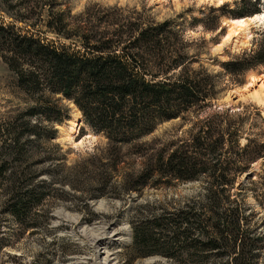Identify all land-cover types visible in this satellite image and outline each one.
Here are the masks:
<instances>
[{
	"label": "trees",
	"instance_id": "trees-1",
	"mask_svg": "<svg viewBox=\"0 0 264 264\" xmlns=\"http://www.w3.org/2000/svg\"><path fill=\"white\" fill-rule=\"evenodd\" d=\"M239 1L235 9L224 6L222 15L208 17L211 25L204 23V29H219L223 15L245 19L261 14L264 0ZM17 7L21 15L14 23L0 20V57L32 103L14 117L18 124L6 129L10 141L3 142L0 153L3 213L22 229L36 225L32 222L49 186L32 171L30 160L37 140L52 141L56 135L42 123L62 120L63 110L49 99L62 95L93 131L108 139L109 173L103 190L123 163L120 152L125 145H133L131 154L143 162L139 172L124 180L128 191L174 181L206 184L199 208L189 205L134 224L132 250L137 257L162 255L185 264H264L258 214L241 192H234L238 178L264 160V141L249 135L243 145L246 118L229 110L195 122L189 119L218 100L220 78L203 66L193 67L197 59L185 54L188 43L183 42L182 28L171 20L146 21L144 14L134 16L119 8L92 7L74 16L60 10L57 0H24L9 8ZM260 65L264 39L257 50L223 68L238 76ZM175 119L193 123L184 137L137 143ZM94 157L103 162L101 155Z\"/></svg>",
	"mask_w": 264,
	"mask_h": 264
},
{
	"label": "rangeland",
	"instance_id": "rangeland-1",
	"mask_svg": "<svg viewBox=\"0 0 264 264\" xmlns=\"http://www.w3.org/2000/svg\"><path fill=\"white\" fill-rule=\"evenodd\" d=\"M22 1L0 0V20L14 23L13 19L21 13H18L19 7H9ZM239 3V0H224L222 4L217 0H57L60 10H69L74 16L92 7L119 8L134 16L144 14L146 21L161 23L171 20L181 27L183 42L188 43L185 54L197 59L193 67L203 66L220 78L218 100L211 108L200 115H190L189 119L195 122L227 110L230 115L241 114L246 118L244 145L249 135H259L264 141V93L260 100L252 95L261 90L264 65L249 70L253 71L252 74L246 71L238 76L227 73L223 65L259 48L264 39V23L251 24L249 35H241L236 45L223 39L231 20L236 18L223 15L219 29H204V23L211 25L208 17L222 15L224 6L235 9ZM252 76L259 79L244 91L243 87L251 83ZM16 82L15 74L0 57V153L3 142L10 141L6 129L18 124L14 117L32 103L18 89ZM49 99L61 107L63 118L60 122L42 123L55 130L56 135L52 141L47 138L37 140L34 158L30 160L32 171L41 174L40 180L46 181L49 187L44 189L46 196L39 206V215L32 222L36 225L28 230L22 229L14 217L3 213V199L0 197V264H101L104 257L99 255L101 248L102 252L110 255L114 264H185L162 255L137 257L132 250L133 227L189 205L199 208V203L206 198L205 182L174 181L170 186L151 184L141 192L128 191L122 185L124 180L129 174L139 172L143 162L131 154L133 145H125L120 152L123 163L116 168L112 184L106 183L103 190L105 173H109L105 166L109 161L106 156L110 147L108 139L103 133L93 131L82 116L81 130L69 140L63 133L78 117L77 106L62 95H52ZM192 125L188 122L183 124L181 119L164 122L154 133L137 143H167L184 137ZM89 135L94 138L85 141ZM95 155L98 158L101 155L103 162L94 160ZM234 192H241L245 203L258 214L256 220L264 233L263 159L238 178ZM100 239L101 248L97 245Z\"/></svg>",
	"mask_w": 264,
	"mask_h": 264
},
{
	"label": "bare ground",
	"instance_id": "bare-ground-1",
	"mask_svg": "<svg viewBox=\"0 0 264 264\" xmlns=\"http://www.w3.org/2000/svg\"><path fill=\"white\" fill-rule=\"evenodd\" d=\"M217 3H220V0H217ZM261 11H263L261 14L255 15V16L250 17V18L231 20V24H230L231 26L229 25L230 26L229 31H228L227 35L223 38L224 42H232L233 43L232 45H236L239 43V40L241 39V35L249 33L251 24L257 25V24L264 23V19H260V18H264V9ZM237 21H243V23L242 24L237 23ZM252 72L253 71H250L249 73L252 74ZM263 77H264V74H263ZM257 79H259V78L252 76L251 80H250L251 83L243 87L244 91L246 89L252 87L253 83L255 81H257ZM260 84H261L260 85L261 90L255 91L252 94L254 96V98L257 100H260V95L264 93V82H260ZM81 123H82V116H81L80 112L78 111V117H76L75 121L73 120V122L66 128L65 133H63L64 136H67V138L69 140H71L73 138L72 136L76 135L80 131ZM91 138H94V137L89 135L85 138V141H86V139H91ZM80 144H82V142ZM97 245L99 246V248H101L103 246L101 239L97 240ZM102 249L103 248H101V250L99 251L100 252L99 255L104 256V257H102V263L101 264H114V262H113L114 260H111V257H110V255H108V253L102 252L103 251Z\"/></svg>",
	"mask_w": 264,
	"mask_h": 264
},
{
	"label": "snow or ice",
	"instance_id": "snow-or-ice-1",
	"mask_svg": "<svg viewBox=\"0 0 264 264\" xmlns=\"http://www.w3.org/2000/svg\"><path fill=\"white\" fill-rule=\"evenodd\" d=\"M202 2H203V0H202ZM220 3H223V0H220ZM260 19H264V18H260ZM237 23H243V21H237Z\"/></svg>",
	"mask_w": 264,
	"mask_h": 264
},
{
	"label": "water",
	"instance_id": "water-1",
	"mask_svg": "<svg viewBox=\"0 0 264 264\" xmlns=\"http://www.w3.org/2000/svg\"><path fill=\"white\" fill-rule=\"evenodd\" d=\"M260 9L263 10V7L261 6Z\"/></svg>",
	"mask_w": 264,
	"mask_h": 264
}]
</instances>
